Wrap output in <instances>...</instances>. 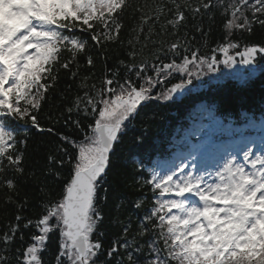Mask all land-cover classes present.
Masks as SVG:
<instances>
[{
	"label": "snow or ice",
	"instance_id": "1",
	"mask_svg": "<svg viewBox=\"0 0 264 264\" xmlns=\"http://www.w3.org/2000/svg\"><path fill=\"white\" fill-rule=\"evenodd\" d=\"M128 9L138 21L127 40L128 60L106 69L100 88L87 83L90 76L81 79L78 87L83 95L77 94L66 107L65 124L83 129L84 117L91 118L89 126L79 141L59 134L61 143L47 156L45 175L60 179V169L67 163L68 179L59 199L42 201L39 217L26 218L22 211L27 198L15 200L19 195L16 181L6 178L9 172L24 174L23 153L17 144L25 141L17 139L8 121L27 124L30 120L33 128L43 131L35 112L55 87L58 69L77 78L79 56L89 51L88 40L78 33L86 32L100 49L106 50L110 43L124 46L121 17ZM213 9L225 17V43L218 45L224 59L219 61L217 49L211 57L193 49L196 36L187 30L191 17L195 22L191 27L206 42L203 19L205 15L213 19ZM254 24L264 27V0H0V187L8 189L4 203L17 207L14 222L0 231V264H45L42 254L48 251L50 234L56 232L59 240L53 264H264V152L254 154L251 148L243 150L239 160L236 155L225 156L214 171L188 170L187 163L177 165L178 171H153L144 180L152 186V207L135 230L130 221L116 216L113 223L120 231L108 248L100 239L91 238L104 220L97 201H106L107 195L99 196L98 190L125 122L146 100H172L205 68L212 72L218 63L235 64L229 50L239 49L240 44L231 36L250 33ZM154 35L172 39L157 41ZM149 43L151 54L142 58ZM64 52L68 57L61 62ZM237 54L242 64L253 65L264 55V45H245ZM86 63L94 66L91 55L86 56ZM173 74L181 81L153 95L156 86ZM208 118L210 123L198 124L191 133L197 142L188 140L183 145L185 161H195L198 153L213 151L221 137L242 131L215 120L211 113ZM145 199H138L134 206L140 209ZM25 230L30 232L27 241ZM17 239L21 243L13 249Z\"/></svg>",
	"mask_w": 264,
	"mask_h": 264
},
{
	"label": "trees",
	"instance_id": "2",
	"mask_svg": "<svg viewBox=\"0 0 264 264\" xmlns=\"http://www.w3.org/2000/svg\"><path fill=\"white\" fill-rule=\"evenodd\" d=\"M134 3L143 2V0H133ZM214 18L209 20L207 15L203 19V30L207 33L205 37L200 33H196L191 27L195 23L191 17L188 20L187 30L196 36L192 41L193 49L198 48L201 56L213 55V49H217L215 55L217 59H221L218 45L225 43V31L223 17L219 10L213 9ZM138 16V14H136ZM251 16V13H249ZM123 29L120 33V40L124 41V46L120 43H110L105 49L93 46V43L86 32L78 33L88 40L89 51L79 56V76L75 79L71 78V72L63 68L58 69V79L55 87L51 88L47 93V98L42 101L41 107L35 112L40 128L43 131L33 128L31 121L27 124L23 121H8L12 129L17 132V139L23 140L25 143H18V150L23 153V169L22 176L9 172L6 178H14L19 192L18 196H14L15 200L23 202L27 198L22 215L26 218L36 219L39 217L42 209L41 202L44 200L59 199L64 182L68 179L70 167L66 163L60 169L61 178L55 179L45 175L46 158L50 153L57 150V146L61 143L59 134H67L77 141L83 138L84 129L89 126L91 118L81 117L83 129L76 130L72 126H66L65 121L68 116L65 111L77 94L83 95V90L78 87L81 79L85 76L91 78L87 81L89 85L95 83L97 88L101 87V82L106 69H115L119 66L120 61L128 60L127 40L133 26L138 23L136 16L132 14V10H126L121 17ZM157 31L159 27L157 26ZM146 31V29H145ZM185 31L181 29V33ZM154 40L170 41L171 37L153 36ZM143 36L141 42L143 43ZM231 40L239 42V49H232V54L243 51L245 45H264V27L254 24L252 31L236 32L231 36ZM153 45L151 43L144 49L142 58H148L151 54ZM91 55L94 60V66L89 67L86 63V56ZM68 57V53L64 52L60 60L63 62ZM106 57V59L104 58ZM140 59V58H138ZM181 57H177L179 61ZM241 59V58H240ZM244 65V64H243ZM247 70L253 72L250 77L244 80H236L228 78L224 81H216L212 84L204 85L201 88H194L195 82L191 84L189 90L178 98L169 101L151 99L140 104L136 113L129 119L122 132L119 134V140L114 144L111 151L106 174L100 181L99 196L107 195V200L98 199L97 207L103 212L104 220L99 224L97 232L91 237L92 240L100 239L104 248H108L111 241L120 231V226L113 223V219L119 216L120 220L132 224L133 230L139 224L148 209L152 207L153 194L150 185L145 184L144 180L148 179L146 173L141 168L142 160L146 164H152L156 158L165 156L169 151L167 146L171 134L178 125L186 122V118L192 113L198 103H205L212 106L213 114L220 117L221 121L244 122L249 113L253 116H259L263 113L264 106V55L258 56L253 65H244ZM77 65L72 66L75 71ZM123 75V73H121ZM181 81L178 74L166 80L162 86L164 89L155 88L153 95L161 93L165 88ZM95 94V93H93ZM63 113V116L61 115ZM75 118V117H73ZM53 129L52 132L47 129ZM69 153H74L70 145H65ZM67 160V157H64ZM43 189L41 191L40 189ZM8 189L0 187V231H3L8 222L13 221L17 214L15 204H5V198L8 195ZM146 198V199H145ZM138 199H145L143 207L137 209L134 203ZM121 205L117 209L116 205ZM104 233L100 236L99 233ZM30 232L24 231L25 241H27ZM57 232L50 234L48 243V251L44 252L43 259L45 264H53V258L58 250ZM17 239L13 245V249L20 245ZM99 259L102 261L104 256Z\"/></svg>",
	"mask_w": 264,
	"mask_h": 264
},
{
	"label": "rangeland",
	"instance_id": "3",
	"mask_svg": "<svg viewBox=\"0 0 264 264\" xmlns=\"http://www.w3.org/2000/svg\"><path fill=\"white\" fill-rule=\"evenodd\" d=\"M232 52H233V50L230 49L229 54L235 57V59H236L235 64H232L231 66H225L223 63H218L215 66V71H212V72H208L207 69L205 68L203 75L199 76L198 78L192 77V83L195 82L194 88H201L204 85L212 84V83H215L216 81L222 82L228 78H234L236 80H244V79H247L248 77H250V75L253 71L250 69L247 70V68L240 62V58H238L236 54H232ZM223 59H224V56L222 54V58L219 60H223ZM190 86H191V84L187 86L186 91L189 90ZM184 91L174 94L173 98H178V96L182 95L184 93ZM202 117H203V113H200L199 116L196 114L194 116H192L190 121H194V122L198 121V122L195 124L191 123L190 129L188 130L187 133L184 134V136L181 139L182 144H185L188 141L189 136H191L194 139V141H192L193 143L197 142L196 137L192 136L191 133L194 130V127L197 126L201 122ZM203 121H205V120H203ZM206 154L207 153H203V154L198 153V155H206ZM201 158L203 159V157H201ZM177 163H178V165H182L183 163H187L188 164V170H193V171H197V172L213 171V169H211L210 166H193L192 163L190 164L189 162H184V159L180 162H177ZM218 164L219 163H217V165ZM217 165H214V166H217ZM175 170L178 171V168L176 167ZM160 173H164V172H160Z\"/></svg>",
	"mask_w": 264,
	"mask_h": 264
}]
</instances>
